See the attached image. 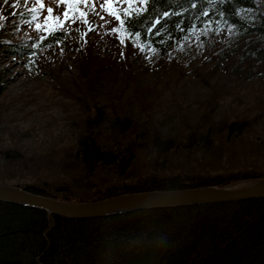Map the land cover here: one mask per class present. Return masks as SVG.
<instances>
[{"label": "trees", "instance_id": "obj_1", "mask_svg": "<svg viewBox=\"0 0 264 264\" xmlns=\"http://www.w3.org/2000/svg\"><path fill=\"white\" fill-rule=\"evenodd\" d=\"M221 9L230 16L232 34L227 28L217 33L213 26L207 36L180 39L185 32L177 29L186 31L190 23L197 30L202 28L196 14L207 11L208 17H199L207 22ZM63 10L62 6L54 12ZM165 10L184 16L163 18L146 36ZM8 11L9 7L0 21L4 41L0 59L5 54L20 56L31 60L33 68V59L69 37L65 22L63 30L54 35L37 31L33 24V37L13 38ZM261 13L264 0H230L215 8L207 0H192V4L183 0L179 7L176 0H155L141 16L126 20V30L119 33L110 32L118 27L112 18L105 39L123 40L139 51L144 44L147 47L141 52L150 51L158 59H184L187 53L193 56V52L206 51L220 60L233 53L226 65L231 74L243 82H264ZM45 16L47 9L41 10L40 23ZM164 23L169 32L157 35ZM137 31L140 39L135 38ZM223 33L228 38L217 44L216 37ZM43 36L47 39L41 40ZM35 44L39 47L29 48ZM115 63L91 53L81 78L83 86L74 87V92L71 87L63 88L62 95L78 106L71 122L78 132L75 140L47 152H25L16 142L5 145L0 141V183L15 179L14 185L35 194L68 202H95L130 193L225 187L264 178L262 101L243 114L218 117L219 100L234 90L229 85L215 87L199 117L186 113L172 132H165L156 122L146 127L125 113L119 104L121 93L112 97V104L100 102L96 74L115 71ZM3 77L0 67V98L6 92ZM2 105L3 120L7 108ZM0 264H264V197L153 207L96 218H73L0 200Z\"/></svg>", "mask_w": 264, "mask_h": 264}, {"label": "rangeland", "instance_id": "obj_2", "mask_svg": "<svg viewBox=\"0 0 264 264\" xmlns=\"http://www.w3.org/2000/svg\"><path fill=\"white\" fill-rule=\"evenodd\" d=\"M40 2L45 5L42 11H46L48 6L56 8V0ZM91 2L89 0V8ZM102 3L104 0H96L100 16L105 15L99 7ZM36 6V0H8L7 3L0 0V21L9 7L6 16L8 25L12 26L13 38L35 35L33 25H25L19 14ZM80 7L89 11L83 3ZM111 19L110 16L105 17V21ZM105 21L89 12V22L94 25L90 32L79 21L75 24L66 22L67 41L46 49L43 55L33 59V68L27 58L2 56L0 67L6 79V92L5 97L0 98V104L7 108L5 119H0V141L3 144L16 142L25 152H47L76 139L78 132L71 122L72 112L78 106L62 95V90L83 86L81 78L86 74L84 66L91 53L114 59L117 63V67H112L115 71L96 74L95 87L100 102L112 104V97L121 93L119 104L123 111L146 127L156 122L163 131L172 132L184 114L199 117L204 111L202 104H207L213 89L222 85L232 86L234 92L219 100L218 117L243 114L257 101L264 104L263 80L243 82L226 68L233 53L228 58L220 57V60L209 57L206 51L193 52L196 53L193 56L187 53L184 59H158L150 51L143 53L125 42L114 43L105 39V28L109 25ZM84 32L87 35H82ZM216 38L215 42L220 44L228 35L223 33ZM219 61L221 65L217 66ZM107 125L111 126L110 123ZM15 181L4 184L14 185Z\"/></svg>", "mask_w": 264, "mask_h": 264}, {"label": "water", "instance_id": "obj_3", "mask_svg": "<svg viewBox=\"0 0 264 264\" xmlns=\"http://www.w3.org/2000/svg\"><path fill=\"white\" fill-rule=\"evenodd\" d=\"M264 197V178L218 187L123 194L95 202H68L32 193L20 186L0 184V200L40 208L73 218H96L153 207L189 206Z\"/></svg>", "mask_w": 264, "mask_h": 264}, {"label": "snow or ice", "instance_id": "obj_4", "mask_svg": "<svg viewBox=\"0 0 264 264\" xmlns=\"http://www.w3.org/2000/svg\"><path fill=\"white\" fill-rule=\"evenodd\" d=\"M8 0H5L7 3ZM155 0H139V4H137L136 0H104V3L100 4L99 7L102 11L107 13L108 16L112 17L113 20L118 22V27H113L110 29L111 33H119L125 29L126 20H130L133 16L139 17L143 14L144 11H147V7L150 3H154ZM183 0H176L177 7H179L180 3ZM230 2V0H207V3L215 8L218 4L224 5ZM38 6L26 8L24 12L21 13V19H23L24 24L28 26L35 25V29L37 31H45L48 35H54L56 32L63 30L64 23L70 21L75 24L79 21L81 24L87 26V31H93L94 25L89 22V12L94 16H99L101 21H105L104 16H100V13L96 10V0H92L91 6L89 8V0H56V8L59 9L63 6L64 10L61 14L53 16L54 8H47V16L44 17L43 23L39 22L40 12L45 8L44 3H41L40 0H36ZM81 3L84 4V8H88L89 11H84L81 9ZM189 4H192V0H188ZM127 5L124 7L123 5ZM192 6H195L194 4ZM15 15V13H13ZM61 15L63 16V20H61ZM161 15V19L156 20L151 27H149L145 33L147 36L148 33H151L153 29L157 27L158 24H161V20L167 17L169 20L176 15L184 16L183 12L173 11L169 13L167 10L163 11ZM208 17L209 13L207 11H201V13L196 14L195 20L197 23L202 24V28L197 30L193 23H190L187 27V30L183 27L177 29L176 31L185 32L183 36L180 37L182 41H188L190 37H197L198 35L207 36L208 32L213 30V26H215V31L219 33L223 30V28H227L229 34H232L235 30L230 27L229 20L230 16L225 14L223 10H218L215 12L212 19H209L207 22L201 21L199 19L200 16ZM218 17V18H217ZM192 18L190 17V20ZM258 19L261 22V25L264 26V13L259 14ZM105 23H111V21H105ZM183 23V20H181ZM102 26V25H101ZM255 26V25H253ZM79 31V29H77ZM169 32V26L167 23H164L160 30L156 33L157 35H164ZM129 36L131 37L133 33L129 31ZM82 35H87V32L82 33ZM135 38L140 39V33L137 31L135 33ZM154 39V37H152ZM169 39L172 38L171 34L168 36ZM41 40L47 39V36H43L40 38ZM123 43V40H121ZM4 41L0 39V44H3ZM159 43V41H157ZM166 43V41H165ZM39 47V44L29 45L31 47ZM147 46L144 44L140 45L141 51H144ZM183 47V45H181Z\"/></svg>", "mask_w": 264, "mask_h": 264}, {"label": "bare ground", "instance_id": "obj_5", "mask_svg": "<svg viewBox=\"0 0 264 264\" xmlns=\"http://www.w3.org/2000/svg\"><path fill=\"white\" fill-rule=\"evenodd\" d=\"M241 185V184H238V186Z\"/></svg>", "mask_w": 264, "mask_h": 264}]
</instances>
